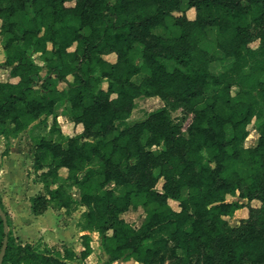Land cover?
<instances>
[{
  "label": "trees",
  "instance_id": "1",
  "mask_svg": "<svg viewBox=\"0 0 264 264\" xmlns=\"http://www.w3.org/2000/svg\"><path fill=\"white\" fill-rule=\"evenodd\" d=\"M182 4L0 0L3 67L10 76L0 81V136L9 148L12 138L52 119L48 133L59 138L33 137L35 169L42 170L47 194L31 197L32 211L43 214L52 204L67 212L86 207L84 229L99 233L107 255L102 264H150L171 244L181 252V264H264V0ZM189 9H195L194 18ZM169 22L173 34L155 31ZM212 26L217 53L206 45ZM48 51L42 75L31 53ZM111 54L114 61L107 58ZM217 59L231 64L214 72L210 64ZM155 96L164 105L129 122L137 99ZM62 101L83 127L80 133L63 134L55 112ZM181 106L193 114L186 133L172 117ZM253 121L259 122V139L247 147ZM62 167L68 175L60 181ZM71 187L79 190V200ZM229 196L259 200L260 224L231 226L225 216L243 203ZM170 199L179 200L181 210ZM138 205L146 218L136 227L123 214ZM0 207L9 225L2 264H70L93 252L90 234L81 236L79 252L66 246L63 254H49L15 245L1 199ZM5 235L0 214V252Z\"/></svg>",
  "mask_w": 264,
  "mask_h": 264
},
{
  "label": "rangeland",
  "instance_id": "2",
  "mask_svg": "<svg viewBox=\"0 0 264 264\" xmlns=\"http://www.w3.org/2000/svg\"><path fill=\"white\" fill-rule=\"evenodd\" d=\"M110 1L114 2V0H110ZM187 5H188V0H183L182 9L187 8ZM187 15L190 18H194L196 15L195 9H189L187 11ZM0 28H1V21H0ZM155 31L159 34L167 36L173 34L176 31V27L172 24V22H169L167 27H159ZM216 40H217V28L212 26L209 28V34H208V39L206 41V45L212 52L217 53ZM252 46H254L257 49H260L261 43L260 41H255L252 43ZM71 49L74 50L75 45ZM31 54L33 59L36 61V63H38L41 66L42 68L41 74L45 75L47 73V60L51 56V51H48L46 53L32 52ZM218 54L219 56L221 55L219 52ZM5 58H6V54L4 48V38L0 32V81H6L10 79L9 69L3 67V62ZM107 58L109 60L114 61L116 56L115 54H111L108 55ZM140 61L141 60H139V62ZM230 64H231V59H229L226 63H222L219 59H217L210 64V67L212 71L219 72L224 67L230 66ZM66 86H67L66 83L59 84L60 88ZM104 86H106V83H104ZM163 105H164V101H162L159 97L138 98L136 101V107L133 110L130 120L131 122L141 120L146 116V114L149 111L157 109ZM55 112L58 116V123L61 127L63 134L71 136L78 134L83 130V127L81 125H76L72 121L71 108L67 101H62L61 103H58ZM172 117L175 120H179L183 122V126H184L183 130L186 133L187 128L192 121L193 114L189 112L185 107L181 106L176 110L172 111ZM51 124H52V119L48 118L47 121L45 120L43 122H39L34 126L32 125L33 127H31L30 130L27 129L25 133L20 135L21 139L12 138L10 141L9 148H7L6 140L4 139V137L0 136V144H2L3 146L2 149H0V199L9 215L10 229L12 232V241L15 245L31 244L34 248L38 249L40 252L56 254L60 250L63 254L65 247L70 245L64 244L63 241L61 240L58 241L57 240L58 237L45 239V234L48 233V230L44 231L45 230L44 229L43 233L41 235H37L34 239H31V237L28 240L22 239V237L19 235V230L17 229L18 228L17 225L19 223H24V220H20V222L18 221V223H15L14 213H17L19 215V212L13 211L11 207L13 205H16L17 203L25 204L28 200L30 201L32 196L38 194H47L45 185L39 178V174L42 172V170L36 171L35 169L33 137L39 134H45L48 137H52L55 139L59 138L57 132H55L54 134L48 133V128H49L48 126H51ZM258 125L259 122L253 121L248 126L250 134L245 141V146L247 147L255 146L257 144L259 139ZM11 154L14 156V160L16 161L15 164H13V162L11 164H8L9 161L7 160L9 155ZM18 163L19 166H21L25 171H22L23 169H20V167L17 166ZM67 175H68V169L62 167L60 169L59 180L63 181L67 177ZM162 184H163V179H160V181L157 184V188L161 189ZM57 185L58 183L54 184L53 188L56 187ZM114 186H115L114 182H110L108 184V187H114ZM69 190L72 193L73 197L76 200H79L80 198L79 190L75 187H71ZM228 200L239 201L243 203V207L225 216L231 226L233 227L243 226L244 224H247L249 222H253L256 225L260 224L259 211L263 209V204L259 200H253L252 202L251 201L249 202L247 199H243L240 197H233V196H229ZM169 203L175 210H181L179 200L170 199ZM50 206H52L51 209L55 212L58 223L60 225L67 226L69 225V223L74 221L75 226L74 228L73 227L71 228V231L68 234L70 235V237L73 236L74 242H80L83 248V245L81 243V236L83 234L91 235L92 233L91 231L84 229L83 212L86 210V207L82 205H76L71 212H67L65 208H61L57 204L56 205L52 204ZM123 217L134 226L139 227L146 218L145 209L141 205L133 206L128 212L123 214ZM48 221L50 222L51 219L50 220L48 219L47 222ZM53 228L54 226L51 229L53 230ZM96 236H98L96 240H93V238L92 240L98 243L101 242L100 235H96ZM98 243L95 244L96 247H98L99 245ZM80 244L78 243V245ZM100 250L101 251L98 250V254L103 250L101 246H100ZM98 262L99 261H97V263ZM181 263H182L181 252L180 251L177 252L173 247V244H171L165 251H163L160 258H156L150 264H181ZM8 264H15V263H8ZM70 264H82V263L80 261L74 260V261H70ZM132 264H137V263L133 262ZM243 264H251V263L245 261Z\"/></svg>",
  "mask_w": 264,
  "mask_h": 264
},
{
  "label": "crops",
  "instance_id": "3",
  "mask_svg": "<svg viewBox=\"0 0 264 264\" xmlns=\"http://www.w3.org/2000/svg\"><path fill=\"white\" fill-rule=\"evenodd\" d=\"M158 97V96H155ZM160 98V97H159ZM161 99V98H160ZM162 100V99H161ZM163 101V100H162ZM131 119V117H130ZM129 119V122H131V120ZM31 129V127L29 128V130ZM24 132H22L20 135H22ZM37 133V132H35ZM19 135V136H20ZM17 137L18 139H21L20 137ZM2 144H0V149H2ZM15 147V146H14ZM17 147V144H16ZM9 163L11 164L13 162V164H15V160H14V156L11 154L8 157ZM17 166H19V163L17 164ZM20 169H23L21 166H19ZM22 171H25L24 169ZM13 211H18L19 215L17 213H14V221L15 223H18V221L20 222V220H24V223H19L17 225V229L19 230V235L22 237V239H26L28 240L30 237L31 239H34L37 235H41L43 233V230L46 231L48 230V233L45 234V239H51L52 237H58L57 240H61L63 241L64 244L73 246L75 248L76 251H80L82 249V246L80 244V242H74V238L73 236L70 237V235L68 234L71 231V228L75 226L74 221L69 223V225L65 226V225H60L58 223L57 220V216L55 214V212L51 209L52 206H49L48 209L46 210L45 213L40 214V215H36L33 213L32 208H31V202L28 200L25 204H16L11 206ZM26 211V212H25ZM21 213V214H20ZM26 213V214H24ZM16 214V215H15ZM51 221L47 222V220ZM23 225V226H22ZM54 226L53 230L51 229ZM56 226V227H55ZM93 240H96V238L99 235L98 232L93 231L91 233ZM91 242L92 247H93V252L92 254L85 260V261H81L82 264H102L105 263L107 261V255L104 252V250H102V252H100L98 254V250H100V246H101V242H96L93 241ZM78 243L80 245H78ZM99 244L98 247H96L95 244ZM97 261H99L97 263ZM133 262H136L137 264H143V263H139L135 260H117L114 261L112 263L109 264H132Z\"/></svg>",
  "mask_w": 264,
  "mask_h": 264
},
{
  "label": "water",
  "instance_id": "4",
  "mask_svg": "<svg viewBox=\"0 0 264 264\" xmlns=\"http://www.w3.org/2000/svg\"><path fill=\"white\" fill-rule=\"evenodd\" d=\"M0 214L2 215L3 220H4V227H5V233H6L5 238H4V242H3V246H2V249L0 252V264H2L4 257H5V254H6L7 247H8L9 225H8L6 214L4 213V211L2 210L1 207H0Z\"/></svg>",
  "mask_w": 264,
  "mask_h": 264
}]
</instances>
